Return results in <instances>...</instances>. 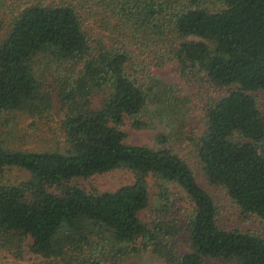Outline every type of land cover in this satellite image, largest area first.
<instances>
[{
  "label": "trees",
  "instance_id": "1",
  "mask_svg": "<svg viewBox=\"0 0 264 264\" xmlns=\"http://www.w3.org/2000/svg\"><path fill=\"white\" fill-rule=\"evenodd\" d=\"M173 64L200 92L226 90L200 101L201 133L192 99L154 75ZM261 91L264 0H0V125L56 122L61 138L34 149L0 141V251L23 259L29 248L35 264H118L113 252L148 251L168 264H264V231L226 228L166 146L192 145L208 184L264 225ZM127 118L136 130L166 120L162 148L128 143ZM12 169L26 178L6 180ZM120 169L134 182L116 191L75 183Z\"/></svg>",
  "mask_w": 264,
  "mask_h": 264
},
{
  "label": "rangeland",
  "instance_id": "2",
  "mask_svg": "<svg viewBox=\"0 0 264 264\" xmlns=\"http://www.w3.org/2000/svg\"><path fill=\"white\" fill-rule=\"evenodd\" d=\"M180 66L178 64L169 65L165 69H154V75L167 83L179 85L185 95L192 99V109L190 114V122L193 127L201 133L204 128L205 119L202 115V106L200 102L210 94L218 98L226 95V90H215L210 93L208 89L204 92H200L196 86L188 84L185 79L179 74ZM204 93V94H203ZM257 99L260 108L264 113V91L253 93ZM14 121V122H13ZM32 120L28 118H23L21 115H16L15 120H11L9 124L2 122L0 125V141L4 142L5 145H15L16 147H21L24 149H34L40 146H47L48 144L54 145L52 140L61 141L60 134L58 131V124L56 122H50L46 125H40L38 131L34 130L31 127ZM124 130L128 133V143L134 145H148L155 149L162 148V145L158 142V134L169 135L170 129L168 122L155 121V128L147 130H136L132 127L130 119H126V125ZM167 147H173L174 150L183 157L193 169V172L196 176L199 184L205 188V190L211 195L214 199L217 206L220 208V220L226 228L239 227L244 231H252L256 233H261L264 231V225L261 221L254 217H247L243 215L240 210L232 204L231 200L228 198L226 192L221 188L211 187L202 170L201 162L197 156L195 148L186 143V142H177L172 141L170 144L166 145ZM6 180H10L12 183H18L22 179L26 178V175L18 170L12 169L9 170L6 174ZM150 192L154 199V204L158 205L157 202V189L155 185V180L149 178ZM134 182V173L120 169L105 173L102 175H95L89 179H77L75 183L80 185L86 190H90L92 187L97 188L100 191H116L119 188L127 185H131ZM179 205L184 208H191L189 200L186 198L184 193L177 195ZM29 244L31 241L28 242ZM180 246L182 249H185V244L181 240ZM118 248H122L118 246ZM27 252L23 259H19L16 255L12 253H7L5 250L0 251V264H35L37 258L30 253L29 248H26ZM112 256H116L113 252ZM123 256V255H122ZM108 257L110 261L118 262V264H168L165 259L159 255L148 251L140 255L130 254L123 258H113ZM208 264H230L222 261H210Z\"/></svg>",
  "mask_w": 264,
  "mask_h": 264
}]
</instances>
